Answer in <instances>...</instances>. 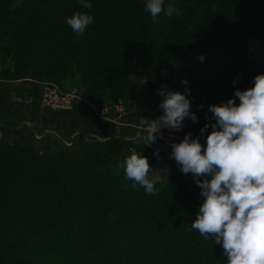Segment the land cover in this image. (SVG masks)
<instances>
[{
    "label": "trees",
    "instance_id": "trees-1",
    "mask_svg": "<svg viewBox=\"0 0 264 264\" xmlns=\"http://www.w3.org/2000/svg\"><path fill=\"white\" fill-rule=\"evenodd\" d=\"M91 4L0 0V78L29 73L76 88L101 110L124 102L132 78L159 75L193 55L165 89L190 90L195 123L204 126L214 123L210 105L225 103L264 73V0H164L156 18L145 0ZM77 12L93 17L83 34L65 22ZM125 158L86 165L0 141V264H109L124 252L120 264H228L214 238L191 226L203 202L193 175L177 166L148 194L125 178ZM106 239H119L118 250H106Z\"/></svg>",
    "mask_w": 264,
    "mask_h": 264
},
{
    "label": "clouds",
    "instance_id": "clouds-1",
    "mask_svg": "<svg viewBox=\"0 0 264 264\" xmlns=\"http://www.w3.org/2000/svg\"><path fill=\"white\" fill-rule=\"evenodd\" d=\"M91 9V0H77ZM164 0H145L153 18L159 16ZM175 9L168 7L166 15ZM74 33L83 34L93 23L86 12L73 13L65 20ZM201 61L204 56L199 57ZM185 85L187 80L182 81ZM159 107L162 115L151 121L148 143L155 142L161 129L181 130L187 118L198 122L190 110V90L184 93L162 88ZM236 98L239 103H236ZM213 122L206 123L201 135L211 127L202 144L191 133L171 145L170 156L184 174L191 173L203 198L192 228L211 236L222 247L228 264H264V73L254 77L252 86L236 89L225 103L209 106ZM126 179L154 194L156 177H150L148 158L133 152L123 161ZM201 177H209L201 179Z\"/></svg>",
    "mask_w": 264,
    "mask_h": 264
},
{
    "label": "crops",
    "instance_id": "crops-1",
    "mask_svg": "<svg viewBox=\"0 0 264 264\" xmlns=\"http://www.w3.org/2000/svg\"><path fill=\"white\" fill-rule=\"evenodd\" d=\"M192 62L196 57L189 55ZM175 60L159 75L131 79L122 105L108 103L99 110L86 100L76 98L69 109H54L43 104L46 84L31 74L13 80L0 79V141L18 142L35 152L66 155L86 165L115 162L133 152L148 158V149L137 132L158 117L164 88L171 75L188 60ZM105 107V106H104ZM203 126L187 120V133L204 144ZM168 153L155 152L148 159L158 177L179 166ZM209 178V177H207Z\"/></svg>",
    "mask_w": 264,
    "mask_h": 264
},
{
    "label": "built area",
    "instance_id": "built-area-1",
    "mask_svg": "<svg viewBox=\"0 0 264 264\" xmlns=\"http://www.w3.org/2000/svg\"><path fill=\"white\" fill-rule=\"evenodd\" d=\"M73 98H69L68 95L63 94L57 86L46 85L44 95H43V104L54 109H69L73 106ZM122 105V102L118 103ZM106 107H103L102 110H105ZM158 117L162 115L163 110L158 106L157 109ZM157 117V118H158ZM151 124L145 127V135H137V138L142 139V142H145L146 147L148 148V159H152L155 152H164L171 149L172 143L180 142L185 135V125L184 121L182 123V128L179 131L174 129H161L157 135L155 142L148 143V135L151 131Z\"/></svg>",
    "mask_w": 264,
    "mask_h": 264
},
{
    "label": "rangeland",
    "instance_id": "rangeland-1",
    "mask_svg": "<svg viewBox=\"0 0 264 264\" xmlns=\"http://www.w3.org/2000/svg\"><path fill=\"white\" fill-rule=\"evenodd\" d=\"M246 38V37H245ZM250 40H246L245 39V41H244V43H248ZM186 57V56H185ZM188 58V57H187ZM188 61H191L190 60V58H188V60L187 61H185V63L184 64H186V63H188ZM4 66H5V64L3 63V64H0V77H1V74H2V72H3V68H4ZM30 69H29V67H27V71H29ZM1 79V78H0ZM43 82V81H42ZM46 85H54V84H51V83H49V82H44ZM54 86H56V85H54ZM58 87V86H57ZM59 88V90H61L62 92H63V94H65V95H68L69 96V98H73V99H76V98H79V99H82V100H84L83 98H81L80 96H79V94H78V92H77V89L76 88H73V87H70L69 86V88L68 89H66V90H63V89H61L60 87H58ZM43 95H44V93H43ZM104 107V106H103ZM102 107V108H103ZM105 107H106V105H105ZM102 110V109H101ZM184 125H185V130H187L186 129V125H187V119H186V121L184 120ZM145 133H146V131H145V127L142 129V131L141 132H137V134L138 135H145ZM168 153V152H167ZM46 155V154H45ZM155 174H157V173H155ZM158 175V174H157ZM158 179V178H157ZM166 234H168V232H166ZM148 236V235H147ZM146 236V237H147ZM150 237V236H149ZM119 241V239H117L116 241H115V243H113V241H112V243L109 241V240H103V242H104V246H105V248H106V250L108 249L109 251H114V250H118V248L120 247V244L119 243H116V242H118ZM165 245H166V243H162L160 246L162 247V248H165ZM107 254H109V253H107ZM94 255H97L98 256V254H96V253H94ZM123 257H119V259L118 260H110L109 261V264H120L122 261H124L125 259H126V254H125V252L123 253Z\"/></svg>",
    "mask_w": 264,
    "mask_h": 264
},
{
    "label": "water",
    "instance_id": "water-1",
    "mask_svg": "<svg viewBox=\"0 0 264 264\" xmlns=\"http://www.w3.org/2000/svg\"><path fill=\"white\" fill-rule=\"evenodd\" d=\"M149 176H150V177L155 176V177H156V180H157V178H158V175L155 174V173H151Z\"/></svg>",
    "mask_w": 264,
    "mask_h": 264
}]
</instances>
